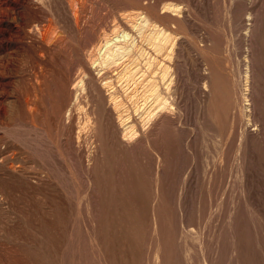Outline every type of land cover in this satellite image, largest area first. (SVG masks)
<instances>
[{"label":"rangeland","instance_id":"rangeland-1","mask_svg":"<svg viewBox=\"0 0 264 264\" xmlns=\"http://www.w3.org/2000/svg\"><path fill=\"white\" fill-rule=\"evenodd\" d=\"M135 12L174 37L171 110L125 143L87 55ZM0 264H264V0H0Z\"/></svg>","mask_w":264,"mask_h":264},{"label":"bare ground","instance_id":"bare-ground-1","mask_svg":"<svg viewBox=\"0 0 264 264\" xmlns=\"http://www.w3.org/2000/svg\"><path fill=\"white\" fill-rule=\"evenodd\" d=\"M178 9L173 4L165 3L161 6L160 14L174 12ZM132 14L134 15L131 16ZM132 14H121L110 33L103 32L100 38L91 45L87 55V65L96 76L112 74V76H109L110 79L103 80L101 85L103 88L108 87L106 89L108 104L112 111L116 113V124L121 135L120 141L125 143L132 142L136 138L138 129L135 130V127L137 121L141 130H144L148 127V124L152 123L154 118H157L159 112L171 110L169 93L172 79L168 75L169 70L164 64V60L166 58L169 61L168 56L172 55L173 43L171 40L174 37L155 22V24L151 22L145 14L142 15L141 12ZM246 20L248 21V27L244 34L252 40L258 37L259 27L257 31V22L251 12L247 13ZM145 28L155 35L150 44L146 42L148 51L141 47L143 45L141 41H139L140 47L137 46L135 41L136 36L142 39L141 34ZM135 46L137 50L134 48ZM133 50L137 51V64H133L134 61H131ZM245 60L251 62L249 58ZM250 64L247 66L246 80L251 78L252 66ZM85 78L86 75H82L72 86V89H74L73 106L78 105V100L84 92ZM112 83L116 86H110ZM116 87L124 95L132 93L128 97L129 100L135 98L133 93L137 92L139 87L144 89L147 94L141 99L143 102L140 104H137V100L134 101L133 108L129 111L128 107L126 108L124 103L120 102L115 95ZM244 90V101L247 102L246 105L252 106V97L248 86ZM66 113L69 116L70 109H67ZM132 121L134 123H131Z\"/></svg>","mask_w":264,"mask_h":264}]
</instances>
